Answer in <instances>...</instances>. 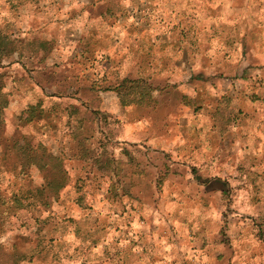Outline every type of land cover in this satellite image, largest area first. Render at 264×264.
Instances as JSON below:
<instances>
[{
	"label": "rangeland",
	"instance_id": "rangeland-1",
	"mask_svg": "<svg viewBox=\"0 0 264 264\" xmlns=\"http://www.w3.org/2000/svg\"><path fill=\"white\" fill-rule=\"evenodd\" d=\"M209 18L213 23L202 25L200 20ZM126 19L130 20L132 33L125 43L136 54L132 59L138 61V53L143 57L136 73L153 86H159L161 96L163 93L167 97L176 96L174 87L170 89L169 86H174L179 78L180 82L188 81L194 86H211L214 97L218 90H226V95L221 93L220 96L225 99L227 117L226 111L220 115L223 123L218 132L227 139H234L233 145L240 146L234 151H224L232 157L233 169L220 173L221 179H218V174L208 176L188 167L187 173L181 171L176 175L183 188L174 185L166 188L165 177L156 183L157 189L151 187L149 180L140 184L141 188L129 189L120 184L125 170L118 155L125 145L121 137L122 119L118 118L117 123L107 128L100 125L111 132L113 142L108 146L117 158L119 179L116 177L113 182L116 176L113 171L102 177L90 161L75 163L77 173L66 199L49 210L13 208L15 215L9 219L11 226H3L0 238L4 247L3 251L0 249V264H14L15 258L18 264H66L64 248H88L87 252L83 251L82 264H93L94 257L87 255L92 256L93 248H99L102 241L107 240L105 230L112 218L118 221L109 230L122 232L125 221L133 219V223L138 221L141 230L154 233L155 239L150 234L145 238L147 248H209L206 255L211 264H238L257 256L258 260L263 259L264 153L258 156L252 149L256 145L264 146V0H0V32L14 41L13 55L3 59L6 67L0 75V86H7L4 88L7 94L0 93V180L5 176L1 184L6 190L5 196L18 193L27 205L26 195L19 186L41 182L43 174L32 163L31 147L37 146L39 140L49 141L54 152L64 148L68 153L76 148L66 142L73 125L66 123L64 115L56 113L58 107L55 105L50 109L49 119L29 123L24 110L30 93L36 86H44L51 95L83 87L80 93L83 101L98 98L100 92L96 90H104L109 85H106L104 74L94 71L93 63L99 62L106 69V63L112 59L107 53L119 56L120 52L114 49L119 45L115 42L114 30L126 26ZM101 33L113 36L112 40L107 42ZM169 33L179 36L177 45H159L162 37ZM186 49L193 52L194 58L189 59L192 66L184 78L180 71L170 77L154 73L158 63L170 64L172 56L180 57ZM43 57L45 67L49 64L50 70H41ZM17 60V65L7 66ZM118 65L114 66L116 74L109 76L115 82L113 90L101 93V104V99H93L91 103L95 107L104 103L106 109L116 114L135 102L127 77L123 76L122 69L118 72ZM161 86L165 88L162 91ZM169 89L171 91L165 92ZM54 100L60 102L57 98ZM4 103L16 107L2 108ZM204 114L205 110L200 115ZM116 117H113L114 122ZM180 123L185 126L182 121ZM92 128L94 130L93 126L84 125L83 133L91 137V142H84L79 148L84 152L82 157L87 159L85 153L91 155L98 148L96 138L92 140ZM187 130L192 137L183 144L186 148H193L190 140L205 139L210 134L207 127L199 128L197 123ZM199 147L209 150L208 146ZM228 147H231L229 141ZM180 156L172 155L168 159L177 164ZM15 175L19 177L18 187L13 189ZM202 180H210V184L218 180L220 194L211 193V197H206L209 189L203 192L200 188L188 187L190 182ZM194 195L198 198L197 204L192 198ZM202 213L212 216L197 222L202 218L197 216ZM118 240L116 243L121 245L122 235ZM193 255L200 257L201 254L190 256ZM190 256L178 254V261L195 262Z\"/></svg>",
	"mask_w": 264,
	"mask_h": 264
},
{
	"label": "crops",
	"instance_id": "crops-1",
	"mask_svg": "<svg viewBox=\"0 0 264 264\" xmlns=\"http://www.w3.org/2000/svg\"><path fill=\"white\" fill-rule=\"evenodd\" d=\"M126 21V26H121L120 28L114 27V33L117 37V39L115 38V42H119V45H117L114 49L115 52H120L121 54L118 53L119 56L116 58L114 52H108V57L112 56V59L110 60V62L106 63V69H104L102 67L103 64H100L99 62L96 64L93 63L92 66L94 67V69H96L94 71L97 74H104V76L106 77L104 80H107L106 85H109L108 88H110V90H96L100 92V95H97L98 98L93 99H101L100 104L101 101H103L101 93L110 92L111 90H113L112 85L115 82H112L109 76L116 74V72L114 71V66L116 64H120L118 65V72L120 71V69H122L124 72L123 76L127 77V79L139 78V75L136 73V70L140 66V62L143 57L141 56L142 53H138V61H136L137 59H132V57L136 54L132 52V49H130L131 46L128 43H125V41L132 33L130 20L126 19ZM181 21V19L178 20L180 24H182ZM212 21L213 20L211 18L200 20L202 25L206 23L209 26L213 23ZM120 33H122L121 36H119ZM101 35L103 34L101 33ZM167 35V37H162L161 41H159V45L163 43L170 47H175V45H177L176 42H178L179 36L176 35L177 37H173L174 35L170 33ZM104 37L106 40H108L107 42H110L113 36L106 34ZM186 37L189 39V35H186ZM140 43L141 42H139V44ZM192 53L193 52H191V50L189 51L188 49H186L182 56L177 58L172 56V63H158L159 65H157V67H154V73L167 75L170 77L175 72L177 75L180 71L182 75L181 77L184 78L186 76L188 68L192 66L191 64H189V59L191 57L192 59L194 58ZM12 55L13 53L10 55V57ZM46 59H49V57L47 56ZM46 59L43 57L40 60V64L44 65ZM115 60H117L116 64L114 63ZM13 64L17 65L18 60L10 62L7 66L10 67ZM48 65L49 64H47V66ZM47 66L45 67L44 65L41 70H44L45 68L50 70V68H48ZM4 67H6V65L4 64V61H2V63L0 64V75H3L2 71ZM166 80H170L171 82L173 81L170 78H166ZM180 80L181 78H179V80H175L176 83L175 81H173V83H175L174 86H169L170 89L174 87L173 90L175 89L176 96L170 95V97H167L164 93L161 96L162 93H159V86H153L155 91L151 102L149 101L148 103H146L144 101L138 104L134 102L132 105L124 106L123 111L120 114H116V112H114V114L111 110L109 111L108 109H106L107 107L105 108L106 105L102 103L101 109L108 111L115 117L118 116L116 117V119H122L123 122L121 137L125 145L122 149H120L118 155L122 159V163L125 168L122 173L123 182L121 181V184L124 187L126 186V188L129 189H135L138 187L141 188L142 185L140 184L148 183L149 180L150 183H152L150 184L151 187L157 189L156 183L162 182L163 179L166 177V188L173 187L171 185H174V187L177 188H183L184 186H182V181L180 185L178 183L179 177L176 175L181 171L188 172V167H192L194 170L198 171V173L206 174L208 176H211L212 174L216 177L218 174V179H221L220 173H226L233 169L234 163L232 161V157L229 158L227 156L228 152L224 153V151L229 149H232L234 151L236 148L239 149L240 146H237L236 144L233 145V142H235L234 139H227L226 135H220L218 132L219 129H222L220 128V125L223 123L220 120V115L224 111H226L227 107V105H225V99H222L223 95L226 93V90L223 89L222 92L218 90L217 97H214L212 96L214 88H212L211 86H194L193 83H189L188 81L180 82ZM6 87L0 86L1 94H7V92H5L6 89H4ZM36 87V90L30 93L31 97L28 100L29 102L27 103L25 110L23 109L24 112H26V110L31 105H38V103L41 102L42 115L40 119H42L43 121L49 119V116L52 115V110L50 109L53 105H55V107H58V109L56 110L58 112L56 113H61V115H64L66 123L72 125H77L79 123L81 116L79 115L72 117L69 112L71 111V104H76V102L71 99L72 97H76L83 100L82 97H80V93L82 91L81 89H83V87L77 90H73V92L65 90L64 93L59 92L55 95L49 94V92L46 91L44 86ZM162 88L165 89L164 86H161L160 91H162ZM170 89L165 92L171 91ZM99 92H97V94H99ZM221 93H223V95L220 96ZM1 96L2 95H0V97ZM55 98H57V100L60 102L56 103L54 100ZM93 99L90 100L89 103H92ZM14 107L16 106L11 107V105L8 106L7 103H4L2 108H8L10 110ZM204 110L205 114L202 117V115L200 114ZM191 111L193 112L186 119V115H188ZM7 115H9V111L7 112ZM182 116H184V118H182ZM200 117H202L203 119L199 120ZM225 117H227V111L225 113ZM180 121H182L185 126H182ZM7 123L10 124L9 121H7ZM194 123H197L199 128L202 126H205V128L207 127L209 129L210 134L208 133L205 139L197 138L190 140L193 144V148H188L189 146L186 148L183 144H185L189 140V138L192 137L189 136L190 132L187 129ZM223 136L225 137L224 139ZM228 141L231 143V147H228ZM209 144L211 147L209 146ZM199 145L203 147L208 146L209 150H205L202 148L200 150ZM262 149H264V146H262V148H259L256 145L252 150L255 152L256 155L263 156L264 151H261ZM179 154L181 156L177 164L172 163V161L168 159L169 156H178ZM181 166H183V168H181ZM172 167L173 169L171 170ZM72 168L74 169V172H77V166H75V164H70V171H72ZM256 169H259V167L256 166ZM102 177L104 176L102 175ZM115 179L116 176L114 177L113 182H116ZM218 183V180H212L211 184L210 180H202L199 183L194 181L193 183L190 182L188 187L192 189L200 188L203 190V192H205V189H209V192L206 197H211V193L218 195L220 194L219 192L221 191L220 187L218 186ZM192 198L196 201L198 199L196 195L192 196ZM196 201H194L195 204L198 203V201ZM99 204H101L100 201ZM199 215L200 216L197 217L202 218L197 219V222L201 220H209L212 216H209V214H206V216H204L203 213ZM117 221L118 220H116L115 218H112L110 220L111 223H109L108 227L105 230L107 240H103V243L99 248H93V254H91L92 256L87 255V257H94L93 259L95 261L93 260L91 263L183 264V261H178V254L182 256H190L194 253H199L201 254L200 257L195 256L196 254L192 257L190 256L191 260L196 259L194 260L195 262L191 261L190 263L187 262L186 264H211V262L209 261V257L206 255L209 254V248H155V246L147 248L145 244V238L148 234H150L152 236V239H155L156 235H154V233L149 232L147 234L144 229L141 230L139 228L140 224L138 223V221H135L133 223V219H129L127 222L125 221V226L122 232H116V230H109L110 228L112 229L115 226L114 223H116ZM120 223L122 224V226L124 225L122 222ZM129 224H132V227H129ZM120 235H122L123 237V240H121V245L116 243L117 241H119L118 239L120 238ZM115 236L119 238L114 240ZM135 242L138 243L137 246ZM115 244L117 245V248H113ZM250 249L251 253L253 254V248ZM63 250L65 251L63 257L65 258L64 261H66V264H78V262L82 264V254L84 255L83 251L87 252L88 248H64ZM257 257H255L254 260H251L249 262L240 261L238 262V264H264V258L258 260ZM218 264H222V262H219Z\"/></svg>",
	"mask_w": 264,
	"mask_h": 264
},
{
	"label": "trees",
	"instance_id": "trees-1",
	"mask_svg": "<svg viewBox=\"0 0 264 264\" xmlns=\"http://www.w3.org/2000/svg\"><path fill=\"white\" fill-rule=\"evenodd\" d=\"M13 45L14 41L10 36L0 33V64L4 58L13 53ZM127 83L131 86L135 103L138 104L140 102H144L146 99L148 102L152 101L155 91L153 83L143 78H128ZM106 89L110 90V88ZM71 99L75 101L76 104H71V111L69 113L72 117L80 115L81 119L77 125L72 126L70 136L68 137V139H70L66 140V142L76 145V148L74 147L68 153L64 148H59L58 152H54L55 148L54 146L49 145V141L45 142L44 140H39L40 142L37 146H31V144H29V147L31 146L33 148L32 163L43 174V177L41 182L22 183L19 186V190H22V192L26 195L25 200L28 202L27 205L23 200V196L18 193L11 194L9 197L5 196L4 192H6V190L1 188V184H3L5 176H1L0 209L4 208V210L0 211V238L4 233L3 226L6 228L11 226L9 219L15 215L13 212L14 207L17 208V210L26 208H30L32 210L44 208L49 210L54 204H57L58 201L68 197V194L72 191V179L74 178L75 173H77L74 172L73 168L72 171H70V164L73 165L79 161H90L93 166H96L97 171L103 176L108 171H113V174L119 178L120 172L116 166L117 158L115 157L114 152L109 150L108 146L109 142H113L111 132L105 130L103 127H99L100 125L105 128L110 127L117 123V119L114 122L113 117L115 116L108 111L101 109L100 106L95 107L93 104L76 97H72ZM84 110L85 113L83 114ZM26 113L28 114V121L30 124L40 121L42 115L41 102L38 103V105H31L26 110ZM85 124H89L91 127H94V130L93 128L91 129L93 132L92 140L96 138L98 143V148L94 153H91V155L89 153H85L87 154L88 159L82 157L84 152L79 150L84 142H91V137H88L83 133ZM71 125L72 124H70V126ZM60 138L61 137L59 136L57 142ZM18 179L19 177L15 175L11 188L15 189L18 187ZM25 188L27 190H25ZM118 193L119 192L117 191L115 196H117ZM0 249L1 251L4 249L2 244H0ZM13 260L14 264H18L16 258Z\"/></svg>",
	"mask_w": 264,
	"mask_h": 264
}]
</instances>
